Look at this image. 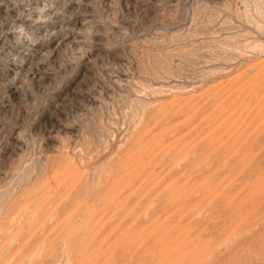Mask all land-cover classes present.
Segmentation results:
<instances>
[{"label": "rangeland", "instance_id": "rangeland-1", "mask_svg": "<svg viewBox=\"0 0 264 264\" xmlns=\"http://www.w3.org/2000/svg\"><path fill=\"white\" fill-rule=\"evenodd\" d=\"M0 264H264V0H0Z\"/></svg>", "mask_w": 264, "mask_h": 264}]
</instances>
